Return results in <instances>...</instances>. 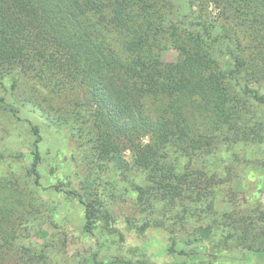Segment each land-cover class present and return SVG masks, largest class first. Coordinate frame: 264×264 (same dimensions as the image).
Returning a JSON list of instances; mask_svg holds the SVG:
<instances>
[{
    "label": "trees",
    "instance_id": "obj_1",
    "mask_svg": "<svg viewBox=\"0 0 264 264\" xmlns=\"http://www.w3.org/2000/svg\"><path fill=\"white\" fill-rule=\"evenodd\" d=\"M223 1L216 23L185 0H0V90L14 91L31 78L51 93H66L62 114L49 120L68 125L98 158H115L143 179L132 182V214L122 211L125 232L140 240L128 245L106 201L85 199L72 176L59 180L54 188L83 204L81 232L93 238L69 231L68 215L63 221L45 215L65 253L82 243L94 264H231L222 259L227 250L245 253L243 263L264 250L253 233L264 231L255 212L263 204L240 206L234 219L219 222L214 206L230 199L233 180L242 177L234 166L264 132V0ZM167 45L178 51L173 61L162 56ZM28 124L31 162L0 152V166L25 169L40 185L42 136ZM10 183L0 181V264H38L47 245L38 251L13 244L25 236L22 222L32 212L24 213L27 199ZM195 224L206 238L219 228L216 250L178 261L179 230ZM156 228L168 232L160 251L169 260L150 251L155 240L148 233ZM98 234L110 236L103 258Z\"/></svg>",
    "mask_w": 264,
    "mask_h": 264
},
{
    "label": "rangeland",
    "instance_id": "obj_2",
    "mask_svg": "<svg viewBox=\"0 0 264 264\" xmlns=\"http://www.w3.org/2000/svg\"><path fill=\"white\" fill-rule=\"evenodd\" d=\"M185 1L184 4H189L190 1L192 4H196L194 7L196 13L200 11L212 21L221 23L225 1ZM261 20H263L262 24L260 23L262 28L264 27V17ZM227 26L228 24L225 25L226 28ZM235 28L240 33L244 29L242 26ZM220 32V26L216 27L215 34H220ZM222 32L223 34L226 33ZM177 55L178 51L170 45L162 50V56L166 61H173ZM21 81L14 91L10 89L7 91L0 90V98L3 97L4 99V102L0 101V152L24 154L25 164L28 165L32 159L31 150L34 140L28 121L39 126L42 136L38 146L41 156L38 165L41 183L36 185L34 177L28 174L25 169L0 166V181L12 182L7 186L17 188L22 192L21 195L27 199L24 213L26 211L32 212L31 215L27 216L26 221L22 222V227L26 225L27 228L24 233L25 236L15 240L13 244L31 247L38 251L43 250V246L47 245L45 248L47 257L38 260V264H94L90 255L84 251L82 243L68 245L67 250H65L66 253L60 249L57 233L50 221L45 219V215H51L54 220L61 218V221H63V216L68 215L70 221L68 223L65 221V223H67L69 231L83 236L81 237L83 241L88 242L93 238L85 237L81 232V226L84 222L83 204L77 197L58 192L54 185L59 180H65L64 178L67 176H72L73 184L82 186L80 189L84 193L85 199L96 200L99 204L106 201L105 208L112 215L118 217L115 226L125 232L122 211L127 215L132 214L130 205L133 200L132 182L137 180L141 183L143 179L133 168L129 167L126 171L122 170L120 162L115 158H98L91 148V144L78 138L68 125L56 123L55 119L50 121L51 118L58 116L59 109L65 108L64 106L68 104H66V93H51L49 87L41 85L31 78H23ZM262 109L264 111V105H262ZM70 115L71 113L68 111L65 113V116ZM259 119L264 123L262 114ZM262 137L259 143L245 148L243 154V162L245 163H238L239 165L234 166V168H238L242 177L233 180L234 193L230 199L214 204L218 222L234 219L235 212L241 211L240 206L264 205V132ZM124 160L130 163L131 157L128 153L125 154ZM255 212L261 228H264V210L257 208ZM33 218H37V220L34 221ZM99 227V230H102L100 225ZM197 227V224L187 225L179 230L180 237L175 245L177 250L175 259L178 261L203 258L216 250L215 241L218 238L219 228H214L218 231H213L206 238L200 234ZM167 233L163 228L149 231V238L154 237L152 242L155 240L150 245L154 259H171L167 253L160 251L168 243ZM253 233L257 235L260 240L257 244L262 248L264 246V231L258 232L257 230L256 232L255 230ZM101 235L103 234H98L104 242L98 251L103 258L110 236H106L107 239H105ZM197 236L200 238L199 241L193 239ZM124 243L126 245L140 243V240H137L134 235L126 233ZM179 250H183L184 253L179 252ZM193 251L195 253L192 254ZM225 253L227 254L226 256L223 255L222 259L231 264H264V250L250 253L251 260L245 263L239 261V258L245 253L237 250H227Z\"/></svg>",
    "mask_w": 264,
    "mask_h": 264
}]
</instances>
